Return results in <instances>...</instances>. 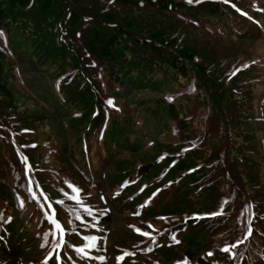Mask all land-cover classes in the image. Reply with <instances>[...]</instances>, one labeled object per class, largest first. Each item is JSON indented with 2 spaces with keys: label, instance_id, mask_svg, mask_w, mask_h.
I'll use <instances>...</instances> for the list:
<instances>
[{
  "label": "rangeland",
  "instance_id": "obj_1",
  "mask_svg": "<svg viewBox=\"0 0 264 264\" xmlns=\"http://www.w3.org/2000/svg\"><path fill=\"white\" fill-rule=\"evenodd\" d=\"M5 6L7 7L6 18L0 24H5L8 28L0 26V37L5 41L10 32L15 47L13 46L14 50L10 47L7 52L8 58L5 56L2 59L0 84H7L11 88L10 98L15 99L14 104L20 112L8 117L7 122L0 121V136L4 137V139L0 138L2 142L0 144V185L6 182L10 186H18L15 204L22 207L23 217L26 221L29 220L27 234L31 236L32 242L29 244V251H26V244H24V252L26 251L27 254L23 252L15 255L21 252L15 251L11 253V256L4 257L0 252V264H66L67 252L78 256L72 252L71 247L83 242V239L78 236V233L75 236L68 234L67 231L70 229L73 231L78 227V219L86 222L87 227H92L94 224L98 227V219H93L95 213L91 211L92 204L101 209L105 202H108L103 194H98L99 190L105 192L112 212L103 223L99 224L101 233L83 232L85 234L83 238L87 241L85 247H90L92 244L98 245L95 246V252L89 255L92 258V264H98V258L103 260L104 264H184V262L218 264L223 260H227V264H237L235 261L239 254L249 251L246 250V246L250 237L247 235L241 238L240 241L243 242L234 249L229 245L240 238L236 234L240 225L238 221L246 220L248 217V209H239L240 206H238L246 197L234 200L232 181L237 178L234 166L231 165L228 169L229 176L223 178L222 175L227 172L225 166L228 163H220L221 168L218 174L221 180L216 182L219 189L212 192L205 187L198 190V185H203V181L195 187L189 186L196 181L189 179L191 174L170 176L171 169L187 155L195 157L194 154L198 150H204L207 155L199 161L195 157V162L203 160L209 162L214 156L208 155L211 151H221L223 154L229 147L225 128L215 113L213 117L216 129L222 131L214 137V143L219 146L202 144L198 149L190 137L180 132L177 118L168 123L165 121L167 102L177 104L175 115L179 118L181 112L185 114V117L189 114L192 103L203 104L200 102L202 98H208V100L211 98L207 87L202 88L198 100L192 94H186L197 91L195 88L200 83L206 86L205 82L200 80L195 65L191 62L188 75L183 77L178 75L177 70L171 68L169 56L159 57L162 52L158 49L156 51L150 49L149 52L156 59H154L155 66L148 75L162 80V83L152 87L150 84L135 85L130 81L119 84L113 74L108 73L105 65L97 59L98 93H94L98 95V109L105 108L110 121L127 129L134 128V136H136L134 141L127 142L128 145H134L133 147L112 144V142L109 146L104 143L101 146L97 136L93 139L94 132H88L89 119L80 120L82 115L78 113L83 105L87 106L90 102L83 103L82 96L68 92V100L63 102L65 89L69 84L67 82L71 80H68V76L60 74L65 59L60 52L59 37L57 39L54 36V29L63 30L65 23L64 20L63 22L60 20L61 6L54 4L51 8L45 9L40 0H35L29 8L21 5L12 9L9 7L8 0L5 1ZM144 16V10L131 2H124L122 12L117 14V17L122 20L130 17L144 18ZM235 24L236 21L228 14L215 17L208 22L199 21L195 25L199 32L191 33L189 36L194 35L197 42L209 41L223 49V53L227 56L223 67L229 66L232 62L230 67L233 68V72H236L232 78L225 79L226 89L233 90L242 85L249 88L248 92L234 97L238 100L239 109L251 116V121L248 125L247 121L238 122L242 135L237 133L234 137L240 144L231 145L225 155L229 156V163H239V171L246 170L252 175L255 173L260 182L264 183V36L255 28L243 29L240 26V19L236 28H234ZM78 40L80 42V39ZM0 48L7 51V46L0 45ZM79 49L86 55L83 47ZM91 57L94 56H90L88 60ZM198 61H202L201 56L198 57ZM66 66L69 67V63ZM244 82L246 84H243ZM84 94L87 96L86 93ZM205 106L207 105L203 104L193 116L192 124L188 128L189 132L196 130L195 133L204 134L210 126L205 116L208 111ZM25 116L26 119L23 120ZM84 132L88 136L87 141H90L88 157L84 153L86 144L80 143ZM84 138L85 134L82 139ZM49 139L52 147L47 145L49 143L46 141ZM44 142L46 146L43 145ZM243 142L247 143L248 149L244 148ZM64 147L67 150L64 151ZM87 158L91 159L98 177V188L94 186L91 178L81 177L75 167H70L75 161L78 169L81 170L83 167L89 169L85 166ZM220 158V161L225 159L224 155ZM249 159L252 163H248ZM243 163H248L246 169ZM145 165L148 167L146 171H153V173L150 174L149 180L144 177L143 186L139 183V171L142 168L145 169ZM193 166L196 168L195 171L205 176L203 163H194ZM142 174L145 176L146 172ZM125 177L129 180L124 184L130 183L133 191L138 192L134 197H139L148 185L162 189L156 196V200L163 197L161 193L169 200L174 190L178 189L177 197L180 199L176 198L175 201L179 207L183 204L185 207H182L181 211L176 212L174 216L159 218V212L164 211L155 204V200L153 210L158 209V211L150 215L148 212L137 215V219L129 212L130 203L126 202L127 196L123 200L110 197L112 188ZM149 181L150 184H148ZM192 187L194 188L191 189ZM74 188L79 191L77 192ZM188 189H191L189 195L186 194ZM255 189L252 192L257 194L258 191ZM211 194L213 196L211 202L203 205L206 197ZM95 201L98 203H94ZM190 201L194 204L193 209H190ZM3 205L7 204L0 201V215H2L0 222L6 219L2 212L5 208H1ZM117 210L121 212H116ZM101 211L102 209L99 212ZM13 213L16 214L17 211ZM205 213L222 214L208 219L210 223L215 222L218 225L208 228L210 233L196 256L199 257L201 254L202 258L195 261L183 256L178 257L181 248L184 247V241L181 242L179 235L186 233L190 224ZM223 216L229 218L224 223ZM184 221H187L184 229L188 222L190 224L180 234L178 233L181 229L178 226L169 228ZM245 223L246 221L241 225L244 226ZM261 224L260 221L259 225ZM163 226L168 228L156 239L153 235L163 231ZM83 229L90 231L85 227ZM92 229L98 230L96 227ZM262 238L264 235L257 233L255 237L258 242L257 247L251 250L261 249L260 244L264 241ZM163 239L167 242L164 246H158ZM225 247H229L230 250L223 251ZM170 249L177 255L166 258L165 251ZM145 252H154V254L149 257L143 256ZM125 253L135 254L136 260L129 259ZM12 258L16 259L14 263Z\"/></svg>",
  "mask_w": 264,
  "mask_h": 264
},
{
  "label": "trees",
  "instance_id": "obj_2",
  "mask_svg": "<svg viewBox=\"0 0 264 264\" xmlns=\"http://www.w3.org/2000/svg\"><path fill=\"white\" fill-rule=\"evenodd\" d=\"M5 1L6 0H0V23L6 18L7 7L5 6ZM40 1L42 2V7L45 9L51 8L54 4L61 6L60 20L61 22H63V20L65 21L63 30L61 29L59 31L58 28L54 29V36L57 39L59 37L58 40L61 44L60 52L64 55L65 59V64L60 74L68 76V80H71L67 82L69 84L65 89L66 97L64 96L63 102L68 100V93L82 96L83 103L86 101L90 102L87 106L83 105L82 109L78 110V113L82 115L80 120L83 121L89 119L87 125L88 132H94L93 139L97 136L98 142L101 146L102 143L109 146L112 142V144L115 143L117 145L133 147L134 145H128L127 142L130 143L134 141L136 136H134V128L130 127L132 129H127L116 122L110 121L106 109H98V95L94 93H98V60L105 65L108 73L113 74L114 79L119 84L130 81L135 83V85L139 84L140 86H146L147 84H150L152 87H156L157 83H162V80L156 79V77H153L152 75H148V72L153 70L155 66L154 59H156V57H153L149 52L150 49L154 51L158 49L162 52L160 54L158 53L159 57H163L164 55L169 56L171 68L177 70L178 75L183 77L188 75V68L192 62L198 71L200 80L205 82L206 86H204V83H200V85H197L195 88L197 91L192 89L194 90L192 93L186 94H192L198 100V95L202 92V88L207 87L208 93L211 95L209 100L208 98H202L200 101L204 105H207L205 107L208 108V111L205 116L210 122V126L204 134L195 133L196 130L192 132L188 131V128L192 124L193 116L197 114L203 104L192 103L191 108L189 109V114L185 117V114L181 112V115L178 118L177 115H175L177 104L175 102H167L165 121L168 123L169 121L174 120V118H177L180 132L184 136L190 137V140L194 141V146H197L198 149H200L202 144L219 146L214 143V137L222 131L216 129L215 119L213 117V113H215L218 115L221 124H223L225 128L227 133L226 140L229 142V147L231 145L236 146V144H240V142L235 141L234 137V134L237 133L242 135V130L240 129L238 122L240 120L247 121L248 125V122L251 121V116L239 109L237 106L238 100L234 96H240L241 93L248 92L249 88L242 85L237 89H226L225 79L232 78L236 73L233 72V68L230 67L232 62L229 63V66L223 67L227 58L223 53V49L211 44L209 41L197 42L194 39V35L191 37L189 35L191 33L197 34L199 32L197 26H195L199 21L208 22L215 17H222L227 14L236 21L234 28H236L238 20L240 19V26L243 29L255 28L259 29V32L261 28L259 18L264 14V0H191V2H189V0ZM34 2L35 0H8L9 7L12 9L21 5L29 8ZM124 2H131L136 7L144 10V18L134 19L133 17H130L127 20H122L117 17V14L122 12V4ZM233 5L236 7H233ZM0 26L6 25L0 24ZM78 39H80V42ZM12 40V34H10V32L7 40L3 41L0 37V45L7 46V51L0 48V72L3 67L2 59L5 58V56L7 57V52L10 47L14 50L15 44ZM79 47L84 48L86 55L82 53ZM90 56L94 57H91L90 60H88ZM200 56L202 57V61H198V57ZM159 57H157V59H159ZM194 60H197V62H194ZM67 63H69V67L66 66ZM133 70L135 71L132 72ZM243 84H246V82ZM84 93H86L87 96ZM11 95V88L7 84H0V121L7 122L8 117L16 114V112H20L18 111L19 108L14 104L15 99L10 98ZM59 100H62V98H59ZM96 109H98V111H96ZM195 118L196 116L194 119ZM25 119L26 116L23 120ZM86 133L84 132L82 135L83 138L85 134L84 140L81 138L80 141L82 145L83 143L85 144L88 142V136ZM0 138L4 139V137L1 136ZM243 140L246 141L245 139ZM46 142L49 143L47 145L52 147L50 139ZM0 144H2L1 141ZM45 144L46 143L44 142L43 145L46 146ZM242 144L244 148L248 149L247 143L243 142ZM227 149L224 150L223 154L221 151H211L208 155L214 156H212L209 162H206L205 160L195 162V157L196 160L199 161L207 155L204 150H198L194 154L195 157L193 155H187L184 159L180 160L173 169H171L170 176L174 174H191L189 179L196 181L189 186L195 187L200 181H203V185H198V190L199 188L201 189L205 187L210 189L211 192L218 191L219 187L216 185V182H220L221 180V177L218 174V171L221 168L220 163H228V165L225 166V171L227 170V172L222 175L223 178L229 176L228 169L233 165L237 172V178L232 181L234 184V188H232V192L235 194L234 200L246 197V199L241 201L238 206H240L239 209H248V217H246V220L238 221L240 225L239 228L236 227V234L239 235L240 238L234 240L229 245L236 244L238 246L240 243L237 244V242H239L241 238L247 236L250 226L251 235H248L250 239L246 246V250L249 251L240 253L235 263L264 264V241L260 244L261 249L251 250L257 247L258 242L255 239L257 233L264 235V183L260 182L255 173L252 175L246 170L239 171V163H229V156L227 154L225 155ZM65 150H67L66 147H64V151ZM89 150L88 147L84 150L85 156L87 157L90 155ZM62 151L63 148L61 152ZM221 155H224L225 159H223V161H220ZM86 161L87 164H85V166L89 169H85L84 167L81 170L78 169L75 161L70 167H75L81 177L87 175L89 178L93 179L94 186L98 188V177L93 169L92 161L90 158H87ZM194 163L204 164L205 176H202L203 174L200 175L199 172L195 171L196 168L193 166ZM248 163H252L250 159ZM248 163H243L245 169L248 167ZM149 164L152 165L151 163ZM144 168L145 169L142 168V170L139 171V182L141 185L144 184V177L146 180H149L150 174L153 173V171H146L148 169L146 165ZM214 171L216 172L214 173ZM143 172L144 174L146 172L145 176L142 174ZM200 176L202 177L200 178ZM122 179L127 178L125 177ZM114 183L115 182H113V184ZM148 184H150V181ZM150 186L151 185H148L147 189L139 197H134L138 192H134L133 187L128 185L115 197L120 198L119 200H123L126 196L131 197L130 199H132V201L128 200L130 201V211L135 210L133 216L138 219L137 215H143L146 212L150 215L154 211H158V209L153 210L154 201L162 189L160 190V188L157 189L156 186ZM255 186L257 187L256 189ZM191 189L186 191L187 195H189ZM254 189L258 191L257 194L252 192ZM17 190L18 186H10L6 182L0 185V201H4V203L7 204L3 205L1 208L4 207L7 212L18 210L16 213L17 217L9 225V244L0 246V252H2L1 255L4 257L11 256V253L15 251H21L20 253L17 252L15 255L22 254L24 252V244H26V251H29V244L32 242L31 236L27 234V222L29 220L26 221L25 217H23L22 211L19 210L21 208L20 205L15 204V200H17ZM177 191L178 189L174 190L172 197L169 200H167L163 193H161L163 197L155 201V204L164 211L159 212V218L174 216L176 212L181 211L182 207H185L183 203L182 207L177 205L175 199H180V197H177V195L179 196ZM212 197V194L206 197L203 205H208L211 202ZM146 199L147 202H143ZM181 202H183L182 198ZM140 204V212L136 213ZM190 207V209L194 208V204L191 203V201ZM210 209L214 210V208ZM118 211L120 210H117L116 212ZM212 216L216 215H209L207 213L202 214L197 217L194 223L190 224L188 222L185 229L184 226L187 221L178 222L176 225L169 227L174 228L175 226H178L181 229L178 233L180 234L182 231L186 230L190 224L186 233L182 236L179 235L181 242L184 241V247L181 248L180 256L178 257L183 256L189 260L194 259L195 261L202 258L201 254L199 257L196 256L200 248L203 247L206 236L210 233L208 228L217 227L218 225L215 222L210 223L208 221ZM223 218L225 219L223 223L229 219L224 216ZM244 221H246V223L242 226L241 223ZM260 221L262 223L261 225H259ZM215 224L216 226H214ZM207 225L208 227H206ZM167 228L168 227L163 226V232ZM68 233L73 232L69 231ZM156 234L160 236L159 232ZM165 242H167V240L163 239L159 246H164ZM236 247L232 248L234 249ZM26 251L24 253H26ZM165 254L166 258L174 254L177 255V253L171 249L166 250ZM15 260L16 259L12 258L13 263ZM74 262L75 259H72L70 264H76ZM227 262V260H223L218 264H227Z\"/></svg>",
  "mask_w": 264,
  "mask_h": 264
},
{
  "label": "snow or ice",
  "instance_id": "obj_3",
  "mask_svg": "<svg viewBox=\"0 0 264 264\" xmlns=\"http://www.w3.org/2000/svg\"><path fill=\"white\" fill-rule=\"evenodd\" d=\"M189 2H191V0H189ZM109 103H111V101H109ZM74 187V186H73ZM74 190H76L77 192L79 191L78 189H75L74 188ZM220 214H222V213H211L210 215H220ZM0 219H2V215H0ZM250 223V222H249ZM59 226V225H58ZM139 231V230H138ZM142 234H144V235H150L149 233H142ZM247 235H251V227L249 226V229H248V233H247ZM241 242H243V241H239V242H237V244L238 243H241ZM237 245L236 244H234V245H231L230 247H236ZM223 251H229L230 250V248L229 247H225L224 249H222ZM81 251H82V249H81ZM209 255H211V253H209ZM184 264H187V262H184Z\"/></svg>",
  "mask_w": 264,
  "mask_h": 264
}]
</instances>
